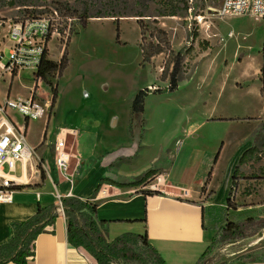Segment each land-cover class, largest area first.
<instances>
[{
    "label": "rangeland",
    "instance_id": "374dc122",
    "mask_svg": "<svg viewBox=\"0 0 264 264\" xmlns=\"http://www.w3.org/2000/svg\"><path fill=\"white\" fill-rule=\"evenodd\" d=\"M167 5L165 0H0L3 65L9 59V42L3 40L6 24L24 16L49 17L52 34L47 44V58L58 62L65 49L67 57L66 68L50 77L57 88L52 108L47 86L40 81L34 88L35 76L29 69L19 70L13 78L7 73L0 77V101L8 95L9 98L32 96L39 105L48 102L45 115L29 121L26 140L42 137L40 121L47 116L50 117L47 142L53 139V127L79 120H95L111 146L124 143L131 136L133 152L144 135L147 147L133 163L127 164L134 169H156L165 161L162 147L172 150L177 137L184 139L173 165L175 173L200 168L204 159L193 153L195 147L204 148L205 153L222 147L219 151L222 168L226 162H231L235 148L260 123L253 140L254 144L256 138L259 139V157L251 160L247 177L234 180L237 189L222 206L205 210V227L215 243L200 264H264V228L258 226L264 220V205H261L264 201V134L259 136L264 123L261 82L264 17L243 15L219 19L214 12L220 0H181L177 16L159 17L158 13ZM84 12L119 16L117 21L89 19L83 27L77 17ZM136 13L145 17L138 21L132 17ZM138 22L144 27L142 36ZM154 28L165 32L171 53L159 54L142 64L141 46L148 50L150 45L158 43V38H163ZM195 29L198 38L193 43V51L183 60L177 90L148 95L144 101L145 112L139 117H130L129 107L139 90L167 85L162 70H170L172 58L185 47L189 33ZM9 117L19 122L23 120L13 112H9ZM113 120H116L114 126ZM202 120H247L249 123L230 121L233 125L225 127L222 122H211L196 129L193 136L183 137L190 123L198 126ZM214 151L213 158L218 149ZM126 162L122 161L125 165ZM230 172L228 178L232 181L233 172ZM20 173L15 166L14 175ZM220 176L218 172L216 183ZM201 193L205 194V189ZM227 223L235 224L241 235L227 242L219 241L221 228ZM113 238L107 235L108 241ZM127 247L128 261L120 264H140L139 259H148V252L141 243Z\"/></svg>",
    "mask_w": 264,
    "mask_h": 264
},
{
    "label": "crops",
    "instance_id": "0c3cea01",
    "mask_svg": "<svg viewBox=\"0 0 264 264\" xmlns=\"http://www.w3.org/2000/svg\"><path fill=\"white\" fill-rule=\"evenodd\" d=\"M49 119L47 116L40 121L43 132L40 139L26 140L29 148L34 151L33 157L16 164L21 170L19 176L11 175L18 180L17 185L21 188L13 190L10 202L0 203V245L11 239L13 222H22L31 217L38 205H56L52 195L56 191L60 202L66 197L86 200L94 196L96 217L99 221L107 222L105 227L108 236L115 238L126 232L139 234L145 227L147 243L165 264H197L211 242L205 227V210L222 206L227 201L232 183L228 173L234 171L242 152L253 145L260 128L259 123L249 132L248 137L233 151L231 162H226L222 168L219 165V151L222 147H214L208 153H205L204 148L195 147L192 149L193 153L202 155L204 159L200 168L194 172L184 170L175 173L173 165L184 139L179 140L177 137L172 150L163 146L165 161L156 167L157 174L164 181L159 195H145L143 192L146 189L143 187L117 188L107 183H101L95 193L102 179L126 182L149 169H134L132 165H127L140 157L141 150L147 147L144 135L133 152L131 136H128L126 142L111 146L106 141L104 130L98 127L95 120H79L53 127V139L47 142ZM113 121L112 126L116 120ZM230 121L249 123L247 120H202L198 126L190 123L184 130L183 137L193 136L196 129L211 122H222L223 126L230 127L233 125ZM10 122L16 129H23L27 133L30 122L26 125L23 120L19 122L10 119ZM59 133L60 137L65 138V150L71 156L69 173L72 177L68 178L69 181L54 167V142ZM215 149H218L217 157L215 155L213 158ZM237 154L238 158L234 160ZM125 160L126 165L122 163ZM39 165L44 171L43 179L40 177ZM250 165L251 161L240 165L235 179L241 181L246 178ZM4 172L7 171L4 169ZM218 172L221 176L219 183H216ZM202 187L205 194L201 193ZM236 189L234 187L233 190ZM261 205H264V201ZM131 221L134 222L130 223ZM33 250V259L27 264H96L84 251L69 246L66 219L62 210L57 211L53 226L36 237Z\"/></svg>",
    "mask_w": 264,
    "mask_h": 264
},
{
    "label": "trees",
    "instance_id": "16d2710c",
    "mask_svg": "<svg viewBox=\"0 0 264 264\" xmlns=\"http://www.w3.org/2000/svg\"><path fill=\"white\" fill-rule=\"evenodd\" d=\"M168 4L162 12L158 13L159 17H175L178 14V3L181 0H165ZM115 13H105L100 15L97 12L95 15H90L84 12L80 17H77L79 24L85 26L89 19L94 18H113V21H117ZM132 17L138 18V21L142 17H145L142 13H136ZM117 23V22H116ZM155 23V22H154ZM141 36L143 33V26L141 22H138ZM158 35L163 38H158V43L156 45H150L147 50L144 46H141V57L142 64H147L151 59L159 54L166 53L169 51L168 42L166 40L165 32L161 29H156ZM118 32V25L116 27ZM198 38V33L195 30L189 33L186 45L181 50H179L171 61L170 70L166 72V69L162 70V77L167 80V85L163 88H144L139 90L133 97L132 102L129 107L130 117L136 118L144 113V101L148 95H162L166 93H173L178 88L179 77L183 72V60L185 56L193 51V43ZM48 37V41H49ZM160 43H163L161 46ZM47 51L44 52L36 71L35 85L37 87V82L40 80L44 83L51 97V108L55 103L57 96V88L53 86L50 81V77L53 73H61L67 66L66 49L64 50L60 60L58 62L49 60L47 58ZM15 73L12 74L14 76ZM262 91H264V76L262 78ZM25 125L27 121H24ZM264 134V123L259 131V136ZM258 137L255 143L248 149L242 152L238 159V164L235 167L232 175L231 188L228 193V199L234 189V180L239 174V166L247 163L248 161L254 160L257 156L259 157L258 151ZM217 157V155H216ZM215 157V158H216ZM40 177L43 179L45 177L44 171L40 168ZM157 175L156 169H148L141 175L133 177L126 182H114L109 179H102L101 182L95 189V193L98 192L101 183H107L117 188H136L144 187L147 185L155 176ZM209 177V176H208ZM21 186H13V190L20 189ZM204 187L201 188L203 192ZM145 195H159V192L144 191ZM94 196L86 200H80L75 197H66L61 200V208L66 219V234L67 242L70 247L75 249H80L89 255L96 264H120L126 263L128 261V244L139 245L141 243L142 247L148 252V259H139L140 264H165L161 258L158 256L156 251L147 243L145 227H143L142 233H122L117 237L113 238L111 241L107 240V229L105 227V221H99L96 217L97 205L93 202ZM227 199V201H228ZM57 206L55 204H49L46 206H37L36 212L28 219L22 222L12 223V237L9 241L0 245V264L13 263V264H27L33 259L34 250L33 242L36 237L46 231L48 227L53 226L57 218ZM131 221L130 223H133ZM144 223V221H142ZM260 228H264V220H261L258 224ZM241 232L238 230L235 224L227 223L223 228H221V238L219 241L227 242L240 237ZM215 243V239H211L210 245L207 247L205 252L200 257L197 264H200L203 258L210 251L211 247Z\"/></svg>",
    "mask_w": 264,
    "mask_h": 264
},
{
    "label": "built area",
    "instance_id": "2783aa9c",
    "mask_svg": "<svg viewBox=\"0 0 264 264\" xmlns=\"http://www.w3.org/2000/svg\"><path fill=\"white\" fill-rule=\"evenodd\" d=\"M214 14L219 19L243 15L263 18L264 0H220V5ZM5 29L3 40L9 42V59L6 65L1 63L4 49L0 48V77L5 73L13 77V73L16 74L22 69H29L34 73L44 52L47 51L48 37L50 38L52 34L50 18L19 17L8 22ZM47 110L48 102L39 105L32 100V96L9 98L7 95L0 103V203L10 202L12 199L13 186L18 183V180L11 177L16 164L32 158L34 153L27 145L25 131L16 129L12 125L8 113H16L23 121L29 122L42 118ZM60 134L54 142V167L69 181L68 178L72 177L69 173L71 156L66 152L65 138L60 137ZM5 168L7 172H4ZM162 186H164L163 178L157 174L143 188L160 193ZM183 192L187 194L186 190ZM52 195L57 210H62L59 195L56 191Z\"/></svg>",
    "mask_w": 264,
    "mask_h": 264
}]
</instances>
